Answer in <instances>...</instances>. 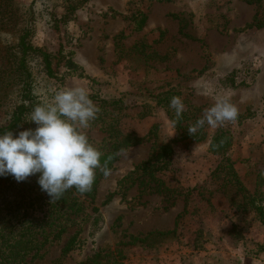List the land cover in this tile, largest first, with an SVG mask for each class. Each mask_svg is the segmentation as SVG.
<instances>
[{
  "label": "rangeland",
  "instance_id": "1",
  "mask_svg": "<svg viewBox=\"0 0 264 264\" xmlns=\"http://www.w3.org/2000/svg\"><path fill=\"white\" fill-rule=\"evenodd\" d=\"M15 1L32 9L35 0ZM45 3L35 4V9H43L37 16L35 43L53 55L58 79L38 73L37 95L50 101L59 89L85 87L99 96L92 99L99 108L97 118L84 131L101 153L112 147L114 133L108 121L115 114L122 115V130L145 140L118 153L109 174L100 178L95 197L85 199V214L34 263L77 264L99 248L114 249L129 241L130 235L173 230L152 245L138 240L124 246L126 264H264V216L256 210L258 205L264 210V26H248L264 20V0ZM142 18L145 22L138 29ZM9 30H0V42L13 32ZM185 31L196 38L185 36ZM172 87L181 92L185 108L197 105L201 116L220 98L235 106L234 123L207 126V131L233 134V158L238 160L235 168L242 186H221L223 180L211 176L218 157L211 153L207 158L205 153L209 134L200 141L175 143L172 163L155 176L134 174L120 184L148 159L155 133L158 139L176 135L165 109L152 101ZM3 111L0 108V114ZM201 160L211 167L190 185L182 171ZM37 176L21 185L34 184ZM256 188L263 194L256 207L241 213L232 199L242 201V195ZM78 230L79 244L63 254L66 241Z\"/></svg>",
  "mask_w": 264,
  "mask_h": 264
},
{
  "label": "trees",
  "instance_id": "2",
  "mask_svg": "<svg viewBox=\"0 0 264 264\" xmlns=\"http://www.w3.org/2000/svg\"><path fill=\"white\" fill-rule=\"evenodd\" d=\"M38 1L41 5L46 4L45 0H35L32 9H25L20 7L15 0H0V30L9 28L13 31L9 30L8 37L5 39L2 37L3 41L0 42V108L5 109L0 114V134L8 131L15 134L24 126L35 128L36 125L30 122V113L37 104L48 101L39 97L35 91L37 74L40 73L48 79H58L53 65V55L45 51L43 46L35 43L37 18L43 15V9H35ZM72 9L74 10L73 7ZM29 14L31 17H28ZM144 22L145 18H142L138 29ZM248 26L263 27L264 20H258ZM184 34L187 37L196 38L189 31H185ZM174 88L158 93L155 97L153 96L152 101L156 103V107L165 109L176 135L158 139L155 133V146L148 159L123 177L120 184L127 182L134 174H139L141 177L151 172L152 176H155V171L166 168L172 163L176 151L175 143L200 141L208 136L207 125L193 134L188 132V128L201 117L197 114L199 106L189 104L179 118L169 108L172 97L181 96V92ZM98 97L90 94L91 99H98ZM121 119V114H115L108 121V125L113 129L114 141L111 149L102 153L100 158L102 167L108 170L119 157L120 151L139 145L145 140V137L122 130ZM156 127L153 126L152 134L153 130L157 129ZM209 135L208 150L218 157V164L212 171V177L216 181L223 180L221 186L229 183L234 188L242 186L235 168L238 160L233 158V134L230 131L217 130ZM103 174L102 170H97L91 191L81 195L73 188L58 201H52L51 197L41 191L37 180L34 184L25 182L21 185V182L15 183L11 176L0 177V181H3V183L0 182V264H38L34 261L42 258L51 244L63 238L69 231V227L76 224L78 216L85 214V199L95 197L97 185ZM139 182L143 184L144 180ZM28 186H31L30 192L26 189ZM36 186H39L38 189ZM13 188L16 189V193H10ZM262 195L256 188L254 193H248V196L247 194L242 195V201L232 199V202L243 213L251 206L256 207V200ZM256 210L264 216L261 206L258 205ZM172 232L173 230H151L143 237L130 235L129 241L119 242L114 249L99 248L77 264H126L124 246L138 240L148 241V245H152L158 238ZM79 236V230L70 235L62 249L63 254L66 255L76 248L80 242ZM53 264L64 263L57 260Z\"/></svg>",
  "mask_w": 264,
  "mask_h": 264
},
{
  "label": "clouds",
  "instance_id": "3",
  "mask_svg": "<svg viewBox=\"0 0 264 264\" xmlns=\"http://www.w3.org/2000/svg\"><path fill=\"white\" fill-rule=\"evenodd\" d=\"M169 108L179 118L185 105L174 96ZM98 112L87 88L57 90L50 101L37 104L30 113L35 128L0 134V177L11 176L23 182L39 174L37 183L52 201L60 200L73 188L81 195L91 191L98 169L105 176L109 174L101 165L102 153L84 131ZM237 116L235 106L220 98L204 110L188 132L193 134L205 125L223 127L234 123Z\"/></svg>",
  "mask_w": 264,
  "mask_h": 264
},
{
  "label": "crops",
  "instance_id": "4",
  "mask_svg": "<svg viewBox=\"0 0 264 264\" xmlns=\"http://www.w3.org/2000/svg\"><path fill=\"white\" fill-rule=\"evenodd\" d=\"M205 144H206L205 153L208 155L207 156V158H208L211 155V153L208 150L209 141H207ZM212 155H214V154H212ZM204 162H205L204 160H201L200 162H196V163L190 162L189 164H187L186 167L184 168V170L182 171V175L184 176L183 179L187 180L190 185H193L194 182H196V181H200L199 177L204 175L205 170H209V168L211 167L210 163L208 164L209 166H207V165H205ZM216 166H214L211 170L213 171ZM211 176H212V174H211Z\"/></svg>",
  "mask_w": 264,
  "mask_h": 264
}]
</instances>
